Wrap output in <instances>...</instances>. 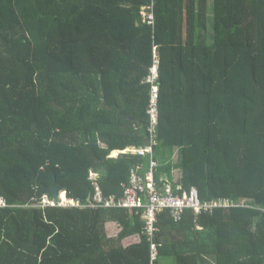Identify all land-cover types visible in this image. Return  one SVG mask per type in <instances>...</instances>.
<instances>
[{
    "label": "trees",
    "instance_id": "1",
    "mask_svg": "<svg viewBox=\"0 0 264 264\" xmlns=\"http://www.w3.org/2000/svg\"><path fill=\"white\" fill-rule=\"evenodd\" d=\"M154 86L158 187L235 204L159 215L156 262L140 214L87 206L148 169L110 156ZM55 179L81 207L43 206ZM0 199V264H264V0H0Z\"/></svg>",
    "mask_w": 264,
    "mask_h": 264
},
{
    "label": "built area",
    "instance_id": "2",
    "mask_svg": "<svg viewBox=\"0 0 264 264\" xmlns=\"http://www.w3.org/2000/svg\"><path fill=\"white\" fill-rule=\"evenodd\" d=\"M149 12L147 16H144V20L148 23H153L154 14L153 6L144 7ZM156 65L152 69V75L148 81H152L151 78L158 77L159 61L156 56ZM156 80V79H155ZM158 96L159 87L154 86L152 92V100L149 107V115L151 118L149 146L134 150L133 154L140 157H150V165L146 171L142 165H137L132 169L130 182L124 185L122 197L114 200V198H104L101 188L97 185L95 196L91 197L87 206L92 208H125L136 211V214H140L145 227L143 233L151 241V255L152 261L156 262L160 257V249L158 244L157 227L158 217L167 210L171 211V215L175 222L182 220L183 214L186 210H192L196 215L204 212L214 213L217 208H231L235 204L229 200L214 201L211 203L202 202L199 191L195 186H192L189 191L185 190L181 193L175 192L171 186L167 185L164 189H160L154 178V173L158 166V162L155 159L154 147L157 145V125L159 122L158 114ZM112 157V155L110 156ZM93 176H95L93 174ZM181 186L178 187L180 189ZM4 199H0V207H6ZM43 206H73L81 207L80 202L69 200L67 203L61 201L57 203L53 199H49L48 196L44 198Z\"/></svg>",
    "mask_w": 264,
    "mask_h": 264
},
{
    "label": "water",
    "instance_id": "3",
    "mask_svg": "<svg viewBox=\"0 0 264 264\" xmlns=\"http://www.w3.org/2000/svg\"><path fill=\"white\" fill-rule=\"evenodd\" d=\"M145 146H149V139H146ZM119 152L114 156H118ZM65 186L57 183V180L55 179L53 183L50 186H45V192L49 193L51 198L55 200L57 203H60L62 201V193L64 192ZM91 200V197L88 199Z\"/></svg>",
    "mask_w": 264,
    "mask_h": 264
},
{
    "label": "crops",
    "instance_id": "4",
    "mask_svg": "<svg viewBox=\"0 0 264 264\" xmlns=\"http://www.w3.org/2000/svg\"><path fill=\"white\" fill-rule=\"evenodd\" d=\"M103 146V145H102ZM144 147H146V146H144ZM141 148H143V147H141ZM136 149H140V148H129L128 150H125V151H123V152H120V151H117L116 153H118L119 152V154H121V153H126V152H133L134 150H136ZM115 153V154H116ZM117 227V226H116Z\"/></svg>",
    "mask_w": 264,
    "mask_h": 264
},
{
    "label": "rangeland",
    "instance_id": "5",
    "mask_svg": "<svg viewBox=\"0 0 264 264\" xmlns=\"http://www.w3.org/2000/svg\"><path fill=\"white\" fill-rule=\"evenodd\" d=\"M148 10L147 9H145V8H143V15L144 16H147V14H148ZM152 79V81H155V79H157L156 77L155 78H151ZM114 155H112V157H113ZM177 160V159H176Z\"/></svg>",
    "mask_w": 264,
    "mask_h": 264
},
{
    "label": "clouds",
    "instance_id": "6",
    "mask_svg": "<svg viewBox=\"0 0 264 264\" xmlns=\"http://www.w3.org/2000/svg\"><path fill=\"white\" fill-rule=\"evenodd\" d=\"M121 152V151H120ZM112 155V154H111ZM114 157V156H113ZM64 192L66 193V195H67V192L64 190ZM68 198V197H67ZM68 200H70L69 198H68Z\"/></svg>",
    "mask_w": 264,
    "mask_h": 264
},
{
    "label": "bare ground",
    "instance_id": "7",
    "mask_svg": "<svg viewBox=\"0 0 264 264\" xmlns=\"http://www.w3.org/2000/svg\"><path fill=\"white\" fill-rule=\"evenodd\" d=\"M117 154V153H116ZM116 154H114V156L116 155ZM68 202V201H67Z\"/></svg>",
    "mask_w": 264,
    "mask_h": 264
}]
</instances>
